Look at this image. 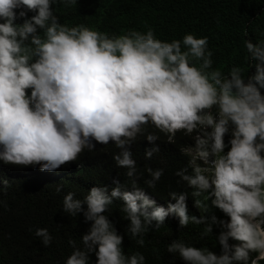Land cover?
<instances>
[{
	"label": "clouds",
	"instance_id": "1",
	"mask_svg": "<svg viewBox=\"0 0 264 264\" xmlns=\"http://www.w3.org/2000/svg\"><path fill=\"white\" fill-rule=\"evenodd\" d=\"M56 3L69 7L77 0H0V173L29 175L50 186L114 145L120 150L117 165L133 177L130 146L144 138L147 157L166 148L186 161L175 175L193 189L203 213L210 212L211 200L227 217L189 215L186 192L172 191L174 203L157 206L135 180L134 191L115 181L110 195L101 187L83 199L69 192L63 211L71 217L83 213L91 226L80 245L69 240L73 251L64 264H91L93 253L96 264H146L142 252L125 254L124 237L105 214L114 198L125 202L127 231L140 246L173 215L182 228L203 225L202 239L219 229L220 254L172 240L168 253L185 264H262L264 39L244 41L254 75L238 65L225 74L213 68L207 36L188 33L167 41L150 27L109 34L97 30L103 17L68 26L60 23ZM147 172L146 183L155 188L164 170ZM3 183L6 192L10 183ZM0 203L7 208L6 201ZM35 235L51 245L47 228H37ZM0 264L10 263L0 258Z\"/></svg>",
	"mask_w": 264,
	"mask_h": 264
},
{
	"label": "trees",
	"instance_id": "2",
	"mask_svg": "<svg viewBox=\"0 0 264 264\" xmlns=\"http://www.w3.org/2000/svg\"><path fill=\"white\" fill-rule=\"evenodd\" d=\"M53 7L60 23L68 26L92 25L103 17L104 24L97 26V30L109 34L120 35L130 29L146 32L150 27L157 38L167 41L182 39L188 33L198 38L207 36L213 52V68L225 74L233 65H238L246 70L245 75H254L255 68H250L245 61L244 41L251 39L256 43L264 39V0H77L76 5L65 7L56 3ZM140 139L130 146L137 167L133 177L127 176V168L117 165L114 156L120 150L114 145L83 159L82 167L50 186H46L43 179L37 181L29 175L9 178L0 173V201L7 203V208L0 203V258L10 264H64L73 251L69 240L75 239L80 245L82 236L91 226V222H85L83 213L71 217L63 211L64 196L75 192L76 198L83 199L93 187L107 188L110 195L117 187L115 181L120 182L122 190L134 191L132 181L135 180L157 206L165 208L174 203L170 192H186L191 197L187 205L189 215L199 218L203 214L210 219L215 214L227 219L221 210L212 206L211 200L208 213L196 206L191 195L193 189L175 175L186 167L183 158L166 148L147 157L143 145L146 140ZM149 167L164 170L155 188L146 183L151 179L147 172ZM4 180L10 183L6 192L3 191ZM57 186H61L60 192ZM124 207L122 199L114 198L105 214L123 235L122 247L126 255L139 251L145 255L146 264H185L178 254L167 251L172 240L178 238L196 247L207 246L220 254L221 246L215 239L219 235L218 228L214 227L212 236L202 239L203 225L189 224L182 228L173 215H169L158 230L152 228L145 235V245L140 246L127 231L130 221L125 219ZM37 228L49 230L53 236L50 246L45 247L36 237ZM90 259L91 264H96L94 253Z\"/></svg>",
	"mask_w": 264,
	"mask_h": 264
}]
</instances>
